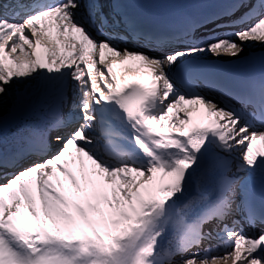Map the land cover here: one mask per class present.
Instances as JSON below:
<instances>
[{"label":"snow or ice","instance_id":"snow-or-ice-1","mask_svg":"<svg viewBox=\"0 0 264 264\" xmlns=\"http://www.w3.org/2000/svg\"><path fill=\"white\" fill-rule=\"evenodd\" d=\"M0 264H264V0H0Z\"/></svg>","mask_w":264,"mask_h":264},{"label":"bare ground","instance_id":"bare-ground-1","mask_svg":"<svg viewBox=\"0 0 264 264\" xmlns=\"http://www.w3.org/2000/svg\"><path fill=\"white\" fill-rule=\"evenodd\" d=\"M255 51H259V49L257 48V49H255ZM220 58H224L225 60H230L227 56H221ZM235 62V61H234Z\"/></svg>","mask_w":264,"mask_h":264}]
</instances>
